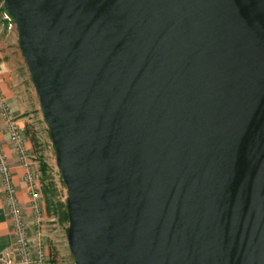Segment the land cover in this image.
I'll return each instance as SVG.
<instances>
[{
	"label": "water",
	"instance_id": "95a60500",
	"mask_svg": "<svg viewBox=\"0 0 264 264\" xmlns=\"http://www.w3.org/2000/svg\"><path fill=\"white\" fill-rule=\"evenodd\" d=\"M66 190L74 264H264V0H2Z\"/></svg>",
	"mask_w": 264,
	"mask_h": 264
},
{
	"label": "rangeland",
	"instance_id": "374dc122",
	"mask_svg": "<svg viewBox=\"0 0 264 264\" xmlns=\"http://www.w3.org/2000/svg\"><path fill=\"white\" fill-rule=\"evenodd\" d=\"M1 5L2 0H0V84H4L7 88L6 92L11 100L9 104L12 105L7 103L1 90L0 92L9 109L11 119L18 125L26 149L27 159L31 163L32 172L37 183L41 207L39 237L34 231V218L30 209L29 192L24 180L25 171L20 167L7 135L6 125L0 118V135L7 137L16 158V166L21 171L19 177H16L15 170L10 165L16 197L27 226V235L29 234L28 237L33 239L29 240L34 243L37 238L40 239L45 253L46 264H74L66 241L68 222L62 220L60 211L58 212L57 208L58 204L65 203L66 190L61 183L55 164L54 150L48 136L47 127L39 111L35 91L17 47L15 27L4 18ZM11 108L16 109L14 111L19 115H15ZM19 119H23V125L18 124ZM2 145L6 154L3 141ZM42 165L46 166L45 176L40 171ZM15 177L18 180V185L14 181ZM21 189L25 193V201L19 199V191ZM44 189H49L50 193L46 195ZM46 198L52 203L49 211L46 206Z\"/></svg>",
	"mask_w": 264,
	"mask_h": 264
},
{
	"label": "built area",
	"instance_id": "2783aa9c",
	"mask_svg": "<svg viewBox=\"0 0 264 264\" xmlns=\"http://www.w3.org/2000/svg\"><path fill=\"white\" fill-rule=\"evenodd\" d=\"M0 118L6 125L7 135L14 153L25 171L24 180L28 187L30 209L34 218V231L39 237L41 207L37 191V183L32 172L31 163L27 159L26 149L18 128L11 119L9 109L0 92ZM0 190L3 193L5 208L12 224L15 240L9 249L0 254V264H46L42 243L37 238L34 243L29 240L27 226L16 197L10 164L0 139Z\"/></svg>",
	"mask_w": 264,
	"mask_h": 264
},
{
	"label": "crops",
	"instance_id": "0c3cea01",
	"mask_svg": "<svg viewBox=\"0 0 264 264\" xmlns=\"http://www.w3.org/2000/svg\"><path fill=\"white\" fill-rule=\"evenodd\" d=\"M6 89L7 88L5 87L4 84H0V90L2 94L4 95L5 99L7 100V103L9 104L11 100H10V96L7 95ZM9 105H12V104H9ZM11 110L14 112L15 115H19L16 111H14L16 109L11 108ZM18 124L23 125V119H19ZM0 139L5 144V151H6L8 162L11 165V167L14 168L16 177H19L21 171H20V168L16 166V158L14 157L11 145L9 144L7 137H5L4 135L3 136L0 135ZM16 177L14 181L18 185V180L16 179ZM19 199L21 201H25L26 199L25 193L23 192L22 189L19 191ZM28 238L30 240H33L31 237H28ZM14 240H15L14 230L10 222L9 216L7 214L6 208H5V201H4L3 193L0 190V254L3 253L5 250L9 249L10 247H12Z\"/></svg>",
	"mask_w": 264,
	"mask_h": 264
},
{
	"label": "trees",
	"instance_id": "16d2710c",
	"mask_svg": "<svg viewBox=\"0 0 264 264\" xmlns=\"http://www.w3.org/2000/svg\"><path fill=\"white\" fill-rule=\"evenodd\" d=\"M40 171L41 173L45 176V172H46V166L45 165H42L40 167ZM62 183V182H61ZM44 193L49 194L50 191L49 189H44ZM46 206H47V209L48 211L51 209L50 206H52V203L50 202L49 199L46 198ZM57 208H58V212L60 211V217L62 218V220H64L65 222H67V216H66V210H65V203H60L57 205Z\"/></svg>",
	"mask_w": 264,
	"mask_h": 264
}]
</instances>
